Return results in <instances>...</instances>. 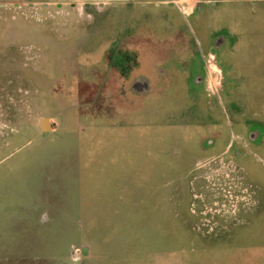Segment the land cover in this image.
<instances>
[{
    "label": "rangeland",
    "instance_id": "1",
    "mask_svg": "<svg viewBox=\"0 0 264 264\" xmlns=\"http://www.w3.org/2000/svg\"><path fill=\"white\" fill-rule=\"evenodd\" d=\"M0 264H264V0H0Z\"/></svg>",
    "mask_w": 264,
    "mask_h": 264
},
{
    "label": "water",
    "instance_id": "2",
    "mask_svg": "<svg viewBox=\"0 0 264 264\" xmlns=\"http://www.w3.org/2000/svg\"><path fill=\"white\" fill-rule=\"evenodd\" d=\"M40 125H41V130L43 132H48L52 130V127L55 124L50 121V118H42L40 119Z\"/></svg>",
    "mask_w": 264,
    "mask_h": 264
},
{
    "label": "crops",
    "instance_id": "3",
    "mask_svg": "<svg viewBox=\"0 0 264 264\" xmlns=\"http://www.w3.org/2000/svg\"><path fill=\"white\" fill-rule=\"evenodd\" d=\"M52 128L54 129L55 127L53 126ZM51 131H53V130H51ZM51 131H48V132H51ZM46 219H48V218L46 217ZM46 219H45V220H46ZM45 220H44V221H45Z\"/></svg>",
    "mask_w": 264,
    "mask_h": 264
}]
</instances>
